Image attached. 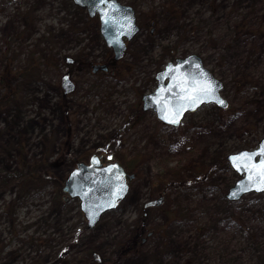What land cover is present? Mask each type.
I'll use <instances>...</instances> for the list:
<instances>
[{
	"label": "rangeland",
	"instance_id": "374dc122",
	"mask_svg": "<svg viewBox=\"0 0 264 264\" xmlns=\"http://www.w3.org/2000/svg\"><path fill=\"white\" fill-rule=\"evenodd\" d=\"M124 1L138 10L141 31L113 72L87 67L113 53L99 20L73 0L27 1L34 2L38 28L23 54L9 46L16 29L7 20L0 58V264H55L60 257L64 264H264L263 195L222 201L239 179L227 156L264 137V0ZM3 10L2 23L13 12ZM194 53L223 81L230 107L204 105L178 129L140 117L137 107L155 89L156 73ZM17 61L37 67L20 71ZM65 71L76 83L66 96ZM104 149L134 166L135 178L117 209L88 229L79 201L66 202L62 188L77 162ZM159 198L160 206L144 210ZM139 224L145 230L139 249L124 252ZM199 225L206 227L201 235ZM221 241L233 252L207 251ZM243 252L252 257L243 260Z\"/></svg>",
	"mask_w": 264,
	"mask_h": 264
},
{
	"label": "water",
	"instance_id": "95a60500",
	"mask_svg": "<svg viewBox=\"0 0 264 264\" xmlns=\"http://www.w3.org/2000/svg\"><path fill=\"white\" fill-rule=\"evenodd\" d=\"M76 5L87 8L90 16L99 14L102 35L109 47L115 51V59H122L126 52V41H131L139 32L135 10L118 0H73ZM98 69V68H95ZM104 69H107L104 67ZM157 88L143 96V109L153 110L167 125L178 126L189 112H195L204 105L215 104L226 108L228 101L222 96L224 84L205 67L197 54H189L170 61L164 70L157 73ZM65 82H67L65 80ZM65 82L63 84H65ZM211 83L214 95L224 104L205 96L199 89ZM74 90L72 83L66 93ZM191 96L192 99H188ZM168 116V119L164 117ZM178 119L179 123L171 120ZM264 137L254 149H242L227 156L232 169L240 177L227 193V199L238 201L249 193L264 194ZM249 157H251L249 159ZM109 163L102 165L101 157L93 154L90 162H80L67 177L63 191L71 198L80 201V208L88 223L94 228L107 212L115 209L129 193V175L125 168L114 162V156H107ZM236 193V195H233ZM160 205L162 199L154 202ZM100 260L98 254H94Z\"/></svg>",
	"mask_w": 264,
	"mask_h": 264
},
{
	"label": "flooded vegetation",
	"instance_id": "af4514ba",
	"mask_svg": "<svg viewBox=\"0 0 264 264\" xmlns=\"http://www.w3.org/2000/svg\"><path fill=\"white\" fill-rule=\"evenodd\" d=\"M27 1L28 0L21 1V2H17V1H13V0H1L0 1V10L2 9V6H3V9H5V10H3L4 13H8L10 11V9L13 10V12H15L14 14L12 12L10 14L9 18L8 17L3 18L4 19L3 23L0 20L1 21V25H0V58L2 57V54H3V50H2L3 45L5 46V44H7L5 42V39L1 38V37H4L6 35L7 31H6L5 26L7 25V20H9V19L11 20V23L13 24V29H16V36L12 40V42L9 44V46L11 48L16 49V51H19L20 54H23L26 49H28L33 44H35L34 43V37H35L34 35L36 34V28H38L37 19L34 15L35 6H34V2L31 3V2H27ZM120 1L124 4H127V2H125L124 0H120ZM94 18H97L100 22L99 16H96ZM39 31H40V28L38 29L37 34L39 33ZM40 35L41 34H38L36 36H40ZM128 45H129V43H128ZM128 45H127V48H128ZM109 49L112 50V53H113L111 56L112 57L111 60L107 59V60H105L104 63H92L90 66H87V67L91 68L92 71L93 70L95 71V68L99 67V69L97 70L96 73H105L104 71L103 72L100 71L101 65L105 64V65L109 66V68H110L109 71L113 72L114 71V69L112 68L113 67V61H115L114 60V51L112 48H109ZM14 52H15V50H14ZM117 62H118V64L122 63L121 61H117ZM16 63H17V68H20V71L27 69V68L32 69V68L37 67L36 61H32L31 64H29V66H27V63L24 61L21 62L20 64H18L19 63L18 61ZM111 64H112V66H111ZM2 67H3V65L0 66V68H2ZM11 67L15 68V66H11ZM11 74H13V73H11ZM64 78H68L69 80H71L73 82L74 86L76 85V83L73 80L74 78H73L72 72L65 71V73L62 76V80ZM23 79H24L23 77H19V80H23ZM0 82H3L2 70L0 71ZM61 89L64 91V87H63L62 83H61ZM63 93L66 96L65 92H63ZM141 100H142V96H141ZM142 103L143 102H141V104L139 105L140 107L139 106L137 107V108H139V110H137V113L140 115V117H144L143 115H149L154 119L155 125L163 126L164 124L158 121V119L156 118V115L152 111H144L143 110ZM147 112H152L153 116L148 114ZM133 113H136V111ZM141 114H143V115H141ZM135 118H136V116L134 117V119ZM101 121L103 122L104 119L102 118ZM165 127H170V126H165ZM102 162L105 164L106 161L102 160Z\"/></svg>",
	"mask_w": 264,
	"mask_h": 264
},
{
	"label": "trees",
	"instance_id": "16d2710c",
	"mask_svg": "<svg viewBox=\"0 0 264 264\" xmlns=\"http://www.w3.org/2000/svg\"><path fill=\"white\" fill-rule=\"evenodd\" d=\"M143 18H146L145 15H143ZM148 22V20H147ZM129 163V162H128ZM128 163H124L126 169L130 172H135V168L134 166H131L130 164ZM199 173H201V171H199ZM33 178H35V180H38V177L37 176H34L32 174H30ZM3 180L5 179H2L0 178V183L1 184H4ZM60 187V186H59ZM60 192V191H59ZM222 201H224V203L226 204H232V202H229L228 200H226L225 198H222ZM215 208H217L218 211H220V207L218 205H215L214 206ZM221 212V211H220ZM144 214V213H143ZM221 213H219L220 215ZM80 215L81 217L83 218L81 212H80ZM107 216V215H106ZM105 216V217H106ZM104 217V218H105ZM81 218V219H82ZM103 218V219H104ZM144 218V217H143ZM216 223V221H214ZM83 223H85L84 219H83ZM206 230V227L204 225H199L196 229V232H197V235H201L204 231ZM145 230L143 229V226L142 225H138L134 230H132L130 233H129V237H130V240L127 242L128 243V248H126V250H124V252H135L137 249H139L140 247V240H139V237H140V234H142ZM196 238H198L196 236ZM207 251H212L214 254H217V253H223L225 254L226 252H233V249H232V245L230 242L228 241H221L219 244H217L216 246H210L208 248ZM67 251H65L66 253ZM193 254H195L196 256H198V258L200 257V254H201V249L198 247V245H196L194 248H193ZM243 255V260H248L250 259L252 256L249 254V253H242ZM241 255V256H242ZM224 256H227L226 254ZM231 260V259H230ZM229 258L225 257L223 259V261H230ZM242 260V261H243ZM55 264H64L63 262V257H60L58 259V261L55 263Z\"/></svg>",
	"mask_w": 264,
	"mask_h": 264
},
{
	"label": "snow or ice",
	"instance_id": "6c2138e0",
	"mask_svg": "<svg viewBox=\"0 0 264 264\" xmlns=\"http://www.w3.org/2000/svg\"><path fill=\"white\" fill-rule=\"evenodd\" d=\"M201 92H203L205 94L206 97L210 98V99H213V100H216V102L220 103L221 105L224 104V101L222 100H219L218 97H216L214 95V88H213V85L211 83H205L200 89H199ZM188 99H192L191 96L188 97ZM165 119H168L169 117L168 116H165L164 117ZM172 123H179V120L178 119H173L171 120ZM262 152H264V148H262ZM251 157H249L250 159ZM233 195H236V193H233Z\"/></svg>",
	"mask_w": 264,
	"mask_h": 264
}]
</instances>
